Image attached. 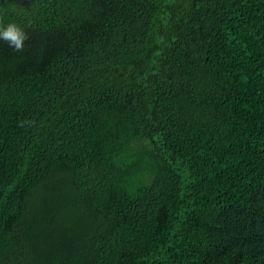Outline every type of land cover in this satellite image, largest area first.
<instances>
[{
    "label": "trees",
    "instance_id": "1",
    "mask_svg": "<svg viewBox=\"0 0 264 264\" xmlns=\"http://www.w3.org/2000/svg\"><path fill=\"white\" fill-rule=\"evenodd\" d=\"M0 22V264H264V0Z\"/></svg>",
    "mask_w": 264,
    "mask_h": 264
},
{
    "label": "clouds",
    "instance_id": "2",
    "mask_svg": "<svg viewBox=\"0 0 264 264\" xmlns=\"http://www.w3.org/2000/svg\"><path fill=\"white\" fill-rule=\"evenodd\" d=\"M27 39L28 35L20 25L14 22L5 25L0 22V40L6 42L14 51H23Z\"/></svg>",
    "mask_w": 264,
    "mask_h": 264
},
{
    "label": "flooded vegetation",
    "instance_id": "3",
    "mask_svg": "<svg viewBox=\"0 0 264 264\" xmlns=\"http://www.w3.org/2000/svg\"><path fill=\"white\" fill-rule=\"evenodd\" d=\"M41 0H0V3H16L21 5H30Z\"/></svg>",
    "mask_w": 264,
    "mask_h": 264
}]
</instances>
